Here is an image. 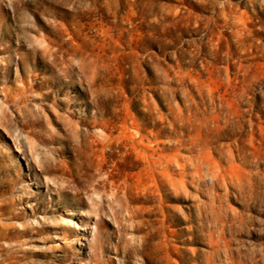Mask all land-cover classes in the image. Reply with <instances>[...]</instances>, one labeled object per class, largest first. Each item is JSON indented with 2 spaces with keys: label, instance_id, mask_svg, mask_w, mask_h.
I'll return each instance as SVG.
<instances>
[{
  "label": "rangeland",
  "instance_id": "1",
  "mask_svg": "<svg viewBox=\"0 0 264 264\" xmlns=\"http://www.w3.org/2000/svg\"><path fill=\"white\" fill-rule=\"evenodd\" d=\"M0 264H264V0H0Z\"/></svg>",
  "mask_w": 264,
  "mask_h": 264
}]
</instances>
